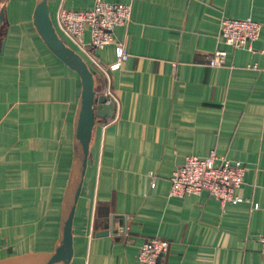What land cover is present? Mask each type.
I'll return each instance as SVG.
<instances>
[{"label": "crops", "instance_id": "obj_1", "mask_svg": "<svg viewBox=\"0 0 264 264\" xmlns=\"http://www.w3.org/2000/svg\"><path fill=\"white\" fill-rule=\"evenodd\" d=\"M3 1L0 261L54 249L81 91L77 73L35 31V0ZM105 1L131 4L130 20L113 33L128 58L117 63L114 44L95 51L119 108L96 118L66 264H139L149 238L169 243L156 264H264V76L246 68L264 64V0ZM60 3L82 10L94 0H48L53 25ZM245 17L261 25L253 51L220 37L222 18ZM215 50L226 51L221 66L208 64ZM212 151L245 166L243 200L169 196L185 157Z\"/></svg>", "mask_w": 264, "mask_h": 264}, {"label": "built area", "instance_id": "obj_2", "mask_svg": "<svg viewBox=\"0 0 264 264\" xmlns=\"http://www.w3.org/2000/svg\"><path fill=\"white\" fill-rule=\"evenodd\" d=\"M131 4L94 0L88 9L68 10L61 3L54 13V27L58 35L77 52L88 65L101 75L105 82L103 95L113 104V114L118 112L119 101L110 89V70L93 54L109 44H114L117 63L128 58L125 46L115 42L113 33L117 26L130 20ZM261 25L250 17L222 18L219 32L223 43L234 49L253 51L252 44L260 34ZM86 34L88 35L86 37ZM264 53V51H263ZM226 51L215 50L208 57L209 66H221L225 62ZM247 69L259 71L264 76V64L253 63ZM246 168L241 162H231L215 152L199 157L186 156L183 163L175 168L169 177V196L183 197L197 195L205 191L221 205L238 203L243 199L238 190L243 183ZM127 226H120L118 232H125ZM261 252L264 253V236L258 238ZM169 243L159 238L144 241L137 252L139 264H156L158 258L168 250Z\"/></svg>", "mask_w": 264, "mask_h": 264}, {"label": "water", "instance_id": "obj_3", "mask_svg": "<svg viewBox=\"0 0 264 264\" xmlns=\"http://www.w3.org/2000/svg\"><path fill=\"white\" fill-rule=\"evenodd\" d=\"M0 13V24L2 21ZM32 23L40 39L48 49L68 68L79 76L81 91L73 120L72 162L65 186L60 213L58 239L54 249L46 253H30L6 258L0 264H66L72 255L71 227L76 203L80 194L89 154V145L95 118H110L112 102L95 91V76L83 58L67 46L58 35L49 14L48 0H35ZM109 231L97 232L106 235Z\"/></svg>", "mask_w": 264, "mask_h": 264}, {"label": "rangeland", "instance_id": "obj_4", "mask_svg": "<svg viewBox=\"0 0 264 264\" xmlns=\"http://www.w3.org/2000/svg\"><path fill=\"white\" fill-rule=\"evenodd\" d=\"M4 9V1L0 0V13L3 12ZM2 22V21H1ZM1 25V24H0ZM63 40V39H62ZM63 42L69 46L70 48H72L68 42H66V40H63ZM73 49V48H72ZM93 54H95V52H93ZM88 65V63H86ZM89 69H91V67L88 65ZM92 70V69H91ZM93 75L96 76V74L94 73V71H92Z\"/></svg>", "mask_w": 264, "mask_h": 264}, {"label": "trees", "instance_id": "obj_5", "mask_svg": "<svg viewBox=\"0 0 264 264\" xmlns=\"http://www.w3.org/2000/svg\"><path fill=\"white\" fill-rule=\"evenodd\" d=\"M99 79L95 76V91L96 94L99 95L100 91L97 89V85H98ZM96 121V118H95Z\"/></svg>", "mask_w": 264, "mask_h": 264}]
</instances>
